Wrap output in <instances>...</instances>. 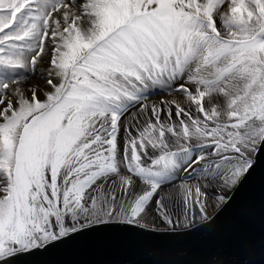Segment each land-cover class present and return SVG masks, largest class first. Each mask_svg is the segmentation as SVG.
Masks as SVG:
<instances>
[{
    "label": "snow or ice",
    "instance_id": "1",
    "mask_svg": "<svg viewBox=\"0 0 264 264\" xmlns=\"http://www.w3.org/2000/svg\"><path fill=\"white\" fill-rule=\"evenodd\" d=\"M258 164L264 0H0V264L217 231L205 264H264Z\"/></svg>",
    "mask_w": 264,
    "mask_h": 264
},
{
    "label": "water",
    "instance_id": "2",
    "mask_svg": "<svg viewBox=\"0 0 264 264\" xmlns=\"http://www.w3.org/2000/svg\"><path fill=\"white\" fill-rule=\"evenodd\" d=\"M241 196L259 204L264 197V166L258 164L241 190ZM262 225L257 215L246 225L249 234L259 239ZM114 233H86L72 241L34 257L36 264H205L220 254L230 258L234 249L217 231L187 236L160 237L147 244L124 243ZM254 259H259L258 256Z\"/></svg>",
    "mask_w": 264,
    "mask_h": 264
},
{
    "label": "rangeland",
    "instance_id": "3",
    "mask_svg": "<svg viewBox=\"0 0 264 264\" xmlns=\"http://www.w3.org/2000/svg\"><path fill=\"white\" fill-rule=\"evenodd\" d=\"M46 59V58H45ZM44 66H46V65H41V67H44ZM178 98H179V96H178Z\"/></svg>",
    "mask_w": 264,
    "mask_h": 264
},
{
    "label": "bare ground",
    "instance_id": "4",
    "mask_svg": "<svg viewBox=\"0 0 264 264\" xmlns=\"http://www.w3.org/2000/svg\"><path fill=\"white\" fill-rule=\"evenodd\" d=\"M153 98H155V97H153ZM178 98V97H177Z\"/></svg>",
    "mask_w": 264,
    "mask_h": 264
}]
</instances>
